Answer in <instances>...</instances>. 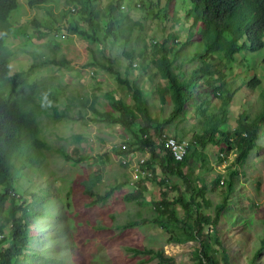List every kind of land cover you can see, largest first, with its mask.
I'll return each instance as SVG.
<instances>
[{
    "label": "rangeland",
    "instance_id": "1",
    "mask_svg": "<svg viewBox=\"0 0 264 264\" xmlns=\"http://www.w3.org/2000/svg\"><path fill=\"white\" fill-rule=\"evenodd\" d=\"M109 1L83 3L85 7L92 3L94 15L97 9L102 13ZM117 1L124 22L137 21L128 38L115 31L107 34V19L103 17L95 18L97 28L93 31L82 20L81 11L68 13L71 4L65 0H51L37 8H30L27 0H19L18 8L9 16L11 32L5 42L12 50L10 68L22 70L30 81L39 71V80L32 82L43 88L36 95L37 100L50 99L47 102L61 110L71 95L89 98L88 103L92 97L96 98L94 107H74L67 111L68 116L40 114L39 134L48 146L36 151L28 148L27 152L20 147L15 152L12 163L18 171L14 172V190L31 209L27 211L26 224L29 243L23 251H36L37 262L44 264H158L155 258L158 251L176 264H195L203 244L209 245L223 264L221 248L214 238L226 248L233 264H264L261 242L264 243V122L260 150L251 153L244 165L235 162L233 151L222 149L221 153L217 143L200 147L192 140L193 134L198 130L201 133L205 126L202 115L194 110L202 99L210 101L207 114H212L223 101L222 94L230 96L223 125L228 130L236 127L241 114L248 121L262 109L264 47L255 51L241 49L232 62H226L221 51L212 60L207 57L205 61L224 67L222 94L215 91L211 95L209 87L203 84L205 78L199 76L196 82L202 83V91L196 89V95L186 104L183 118L169 121L172 101L165 81L153 73L150 54L153 40L157 43L166 40L175 49L189 39L183 56L177 57L173 65L185 61L179 68L174 66V70L185 78L201 63L199 58L188 59L195 50L192 42L198 40L188 18L191 4L189 0ZM125 51L134 56L129 58ZM141 54L145 56L144 62L138 56ZM169 56L172 57L171 52ZM32 57L44 63L33 71L28 62ZM59 60L65 63H55H60ZM140 62L147 66L141 68ZM253 77L259 82L250 86ZM133 83L141 88L153 125L140 117L141 126L132 124L128 130L118 123H108L101 114L112 111L108 94L131 102ZM161 123L162 127H154ZM142 127H147L155 143L160 135L166 134L180 137L189 151H196L197 155L191 153L183 165L182 176L163 171L162 152L157 148L156 157L151 159L148 149L130 148L125 154L129 168L121 163L117 147L122 143L129 147L134 133L140 135ZM198 153L205 155V163ZM143 158L144 168L150 174L142 178L138 174L132 180L134 163ZM230 169L236 170L235 187L225 202V180ZM92 176L98 178L90 197L85 182ZM11 196L9 190L7 197ZM202 197L205 202H201ZM196 203H201V207ZM218 205L222 208L217 215L216 233L205 231L203 241L194 238L197 235L192 215L200 209L214 218ZM1 213V232L6 237L9 228L3 223L6 205ZM158 216L162 218L161 224L155 221ZM6 245L7 240L0 241V249ZM134 248L152 252L135 253Z\"/></svg>",
    "mask_w": 264,
    "mask_h": 264
},
{
    "label": "trees",
    "instance_id": "2",
    "mask_svg": "<svg viewBox=\"0 0 264 264\" xmlns=\"http://www.w3.org/2000/svg\"><path fill=\"white\" fill-rule=\"evenodd\" d=\"M50 1L27 0V5L30 8H37L50 3ZM83 1L65 0V3L78 4L79 7L73 6L75 11L83 13L82 20L93 31L97 28L95 18L103 17L107 19V27L105 28L107 34L112 35V32L115 31L123 38L131 36L137 21L130 19V21L124 22L122 14L118 11L117 0H110L105 5L102 13H100V9H97L94 15L91 14L90 6L92 3L90 2L85 7ZM189 2L192 9L188 18H190L191 24L194 26V35H197L198 40L192 42L195 50L188 59L199 58L202 60L201 63L193 69L188 77L181 78L179 73L175 72L174 66L175 68H179L185 60L177 61L175 65H173V61L177 57L183 56L181 55L182 51L187 46V43H189V39L182 42L175 49H173V46L168 45L165 42L166 40L160 43L153 40V49L150 54V64L155 68L153 73L165 81V86L168 87L167 90L172 101V109L167 116L169 121L177 117L183 118L186 104L196 95V89L200 88L202 91V83L196 82L197 79H200L199 76L205 78L203 84L209 87L211 95L215 94V91L219 95L222 94L223 89L221 90L220 86L223 84L225 78L224 67L221 64L205 61L207 57L209 60H212L214 54L221 51L224 60L232 62L236 53L243 48L255 51L264 47V0H189ZM18 5L19 0H0V216L2 215L1 210L6 205L7 214L3 215V223L5 222V224L9 225L8 234L6 237H3L4 241L7 240V245L0 249V264H44L37 262L39 254L36 251H23L29 243L26 224L28 221L27 211L31 209L29 204L23 203L21 198H16L18 196L15 194L16 191L13 185L14 178L16 177L14 172L18 170L13 165L12 159L15 152L20 151V147H23L24 152H27L28 148L36 151L48 146V143L39 134L40 125L38 117L41 113L54 115L55 118L68 116L67 111L74 107L86 105L94 107V100L96 98L92 97L91 102L88 103L89 98L84 99L82 96L71 95L65 100V107L60 110L58 107H55L56 105L52 106L49 102L39 103L35 98L36 95H39L41 88L29 82L22 72L9 73L11 51L6 45L5 40L11 32L9 16L14 9L18 8ZM171 37L172 40H177L176 37ZM243 38H245L243 42H240ZM169 52L172 53V57L169 56ZM124 53L129 58L134 56V53L131 51H125ZM138 56H140V59L142 58L140 61L144 62L146 60L143 54ZM183 58L186 59L187 57ZM261 60L264 63V56ZM36 61V57H33L32 64H35ZM59 62L55 61V63L60 65L65 63V61L61 60ZM142 62L139 63V66L145 68L147 64L145 65ZM217 62L219 63L220 61ZM37 63L43 64V61L41 60ZM258 82V79L253 77L249 81V84L250 86H254ZM131 90V102L129 103L108 94L107 100L112 111L102 113V118H106L108 123H118L128 130L131 129L132 124H137L138 127L141 126L139 124L140 117L146 119L150 125H153V120L146 100L142 95L141 88L136 83H133ZM222 95H224L223 101L212 114H207L210 106L208 99H202L199 104L195 105L194 110L202 115L205 126L201 133L198 130L193 134L192 140L198 143L200 147L210 142L217 143L220 152L222 149L233 151L235 153V162L239 165H244L250 160L251 153H256L260 150V133L262 132L261 125L264 122V105L248 121H246L245 115L241 114L237 119L236 127L233 130H228L223 125L225 124L226 106L228 105L230 96L228 94ZM51 98L55 99V96ZM113 111L116 112L115 115H113ZM162 126L163 124L161 123L159 125L156 124L154 127L159 128ZM139 132L141 133L140 135L134 133L135 138H133L127 149H148L151 155L150 159L151 157H156L155 149H159L162 152L161 168L166 173L182 176V168L187 163L189 155L191 153L197 155L195 150L189 151L188 149L187 155L181 161H175L169 150L164 147L161 135L158 137L157 143H155L147 132V127L140 128ZM174 134H176V131ZM198 155L203 158V162L205 163V155L199 153ZM143 162L142 167L145 165V159ZM149 174L147 172L145 176ZM235 175L236 170L230 169L228 177L225 180L226 190L223 195L225 202L230 199L229 194L235 187ZM93 178L92 176L88 183H84L88 196H90V193L94 194L92 186L96 183L98 177ZM136 182L138 181H134V183ZM113 188L114 186L111 187V189ZM9 190H11V197H7ZM198 190L200 191V188ZM200 194L203 196V191H200ZM203 200L204 198L202 197L201 202ZM196 204L201 207V203ZM221 208L222 205L216 206L214 218H210L209 215L203 213L200 209L192 215V226L197 235L194 238L200 237L199 240L203 241L202 236L205 231L207 233H216L217 215ZM17 212H19V215H17ZM33 214L36 215L37 211H33ZM161 219L158 216L155 218V221L160 223ZM1 226L2 223L0 224V231L2 229ZM212 239L221 248V260L223 264H233L226 248L220 242L215 241L214 238ZM261 242L264 244L263 241ZM133 250L135 253L152 252L151 250L138 248H134ZM155 258L158 264H176L171 257L164 255L162 251L155 252ZM195 264H220V262L214 253H212L209 245L202 244V247L198 249Z\"/></svg>",
    "mask_w": 264,
    "mask_h": 264
},
{
    "label": "built area",
    "instance_id": "3",
    "mask_svg": "<svg viewBox=\"0 0 264 264\" xmlns=\"http://www.w3.org/2000/svg\"><path fill=\"white\" fill-rule=\"evenodd\" d=\"M161 140L163 142L164 147L169 150V152L171 153V155L173 156L175 161H181L187 154V150H188V146L187 143L184 141H180L172 136H168L166 134H163L161 137ZM122 148H126L125 145H122ZM122 159V163L126 164L128 163L129 159L127 158H121ZM144 159L137 161V163L135 162V167L133 169L134 171V177H132V179L134 180V178L138 177V174H140L141 177H144V173H145V169L141 166L144 162ZM130 166V165H129ZM2 237V235L0 234V238Z\"/></svg>",
    "mask_w": 264,
    "mask_h": 264
},
{
    "label": "clouds",
    "instance_id": "4",
    "mask_svg": "<svg viewBox=\"0 0 264 264\" xmlns=\"http://www.w3.org/2000/svg\"><path fill=\"white\" fill-rule=\"evenodd\" d=\"M70 7H69V10H68V13H71V12H73V11H75V9H74V7L73 6H75V7H79V5L78 4H71V5H69ZM60 35H61V33H60ZM245 38H243L242 40H240V42H243V40H244ZM54 44H56V43H54ZM243 49H247V48H243ZM247 50H249V49H247ZM10 51L12 52V50L10 49ZM11 57V56H10ZM10 61V67L12 66V62H13V59H10L9 60ZM32 61H33V57H32V59L30 60V61H28L29 62V66H32L33 68H32V71L34 70V69H36V68H38L41 64H38L37 62H39V61H36V63L35 64H32ZM44 64V63H43ZM15 72H22L23 73V75L28 79V81L29 82H34V81H38L39 79L37 78V76H38V74H39V71H37V72H35V74L33 75L34 77L32 78V80L30 81V79L28 78V76L22 71V70H15V71H13V69H11L10 68V74H13V73H15ZM33 84V83H32ZM37 85V84H36ZM38 87H39V85H37ZM40 88H41V92L43 91V88L40 86ZM36 99V98H35ZM37 100V99H36ZM39 103L40 102H47V101H50V99H47V101H45V100H42V101H39V100H37ZM52 106H54V103H52ZM42 114V113H41ZM45 115H47V114H45ZM50 116H53L54 117V115H50ZM163 135V134H162ZM161 135V136H162ZM168 136H171V135H168ZM173 137V136H172ZM175 138V137H174ZM177 139V138H176ZM179 140V139H178ZM122 145H125V147L126 148H122ZM188 146V145H187ZM117 150L120 152V155H121V158H126V156H125V154L126 153H128L129 151H128V149H127V145L125 144V143H122V144H120L118 147H117ZM187 153H188V150H187ZM221 153H222V151H221ZM187 155V154H186ZM144 159V158H143ZM121 161H122V159H121ZM122 163V162H121ZM124 164V163H123ZM128 168H129V164L128 163H126L125 164ZM144 168V167H143ZM145 169V168H144ZM145 177V176H144ZM131 178H132V176H131ZM142 178V177H141ZM133 180V179H132ZM13 187H14V189H15V186L13 185ZM15 194H16V192H15ZM16 196H18L19 198H21L20 197V195H16ZM0 234L2 235V237L0 238V241L3 239V237H4V234L0 231Z\"/></svg>",
    "mask_w": 264,
    "mask_h": 264
}]
</instances>
